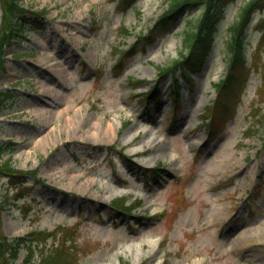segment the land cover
<instances>
[{
	"label": "rangeland",
	"instance_id": "rangeland-1",
	"mask_svg": "<svg viewBox=\"0 0 264 264\" xmlns=\"http://www.w3.org/2000/svg\"><path fill=\"white\" fill-rule=\"evenodd\" d=\"M247 1L226 7L212 52L190 81L181 78L173 100L171 77L158 74L187 53L182 37L201 17V6L148 41L141 37L168 0H132L129 6L119 0H21L40 17L38 26L26 23L2 50L0 89L15 96L0 105V143L11 147L0 163L10 160L28 174L13 184L0 172L1 235L51 231L33 243L37 260L57 244L62 254L71 248L74 264H264L261 3L250 12L245 88L224 116L215 112L211 130L200 125L216 97L215 83L227 72L228 27ZM1 16L0 5V24ZM134 44L136 53L124 58ZM117 60L125 66L119 74L111 68ZM37 79L56 89L57 98L41 93ZM153 84L158 92L144 107ZM38 97L52 103L43 114L33 108ZM70 105L80 119L73 136L62 128L68 115L56 114ZM101 122L111 124L107 133L98 128ZM41 137L48 144L38 142ZM156 165L159 181L149 171ZM123 196L127 203L140 200L129 215L146 219L113 214L110 203ZM25 257L22 247L13 264H27Z\"/></svg>",
	"mask_w": 264,
	"mask_h": 264
},
{
	"label": "trees",
	"instance_id": "trees-1",
	"mask_svg": "<svg viewBox=\"0 0 264 264\" xmlns=\"http://www.w3.org/2000/svg\"><path fill=\"white\" fill-rule=\"evenodd\" d=\"M21 0H0L2 8L1 24H0V55L3 52L5 45L10 41L14 34L18 35L23 31L26 23H33L38 26L39 15H32L20 4ZM126 6L131 4L132 0H119ZM236 0H168L167 9L156 20L149 32L141 37L143 40L151 41L152 36L158 37L168 32L176 22L177 18L184 11L189 12L197 6L203 8L201 17L194 23L183 35L182 48H186V54L181 53L175 60L174 65L179 66L181 74L191 79V74L199 72L208 55L212 52L216 41V33L219 24L224 19L225 9L230 3ZM261 3V4H260ZM264 5V0H248L242 7L239 20L231 24L229 28L230 36L228 42L229 62L227 72L223 79H219L215 83L216 97L213 103L209 105L208 110L216 113L225 112L226 109L233 106L239 92H241L246 84L251 66L247 63L246 58V35L250 18V12L255 6ZM259 37L264 41V16L257 19ZM139 41V39L137 40ZM134 44L129 51H126L125 57L130 56L134 52ZM173 65L162 70L161 74L166 72ZM264 67V64H263ZM4 69L3 60L0 58V75ZM122 69V67H121ZM262 86L264 88V70H263ZM179 87V84L177 83ZM14 91L11 89H0V105L2 99L14 97ZM233 100V101H232ZM10 151V145L0 143V157L6 151ZM0 172L5 176L10 183L22 184L27 179L28 172L14 167L10 160H5L0 163ZM155 174H157L155 172ZM2 200L0 199V205ZM119 212H130L135 204H127L126 197L114 200L111 205ZM51 233L45 230H33L26 236H18L9 239L6 235L0 233V264H12L18 256L21 247L26 248L25 261L27 264H74L71 256V248L61 243L60 248L67 246L68 252L62 254V251H57L58 245H54V249L48 251L42 250L39 260L33 258L35 245L33 243L44 242ZM66 241V240H65ZM65 250V248H64ZM76 264V263H75Z\"/></svg>",
	"mask_w": 264,
	"mask_h": 264
},
{
	"label": "bare ground",
	"instance_id": "bare-ground-1",
	"mask_svg": "<svg viewBox=\"0 0 264 264\" xmlns=\"http://www.w3.org/2000/svg\"><path fill=\"white\" fill-rule=\"evenodd\" d=\"M56 72L57 73H55V75L57 74V76L61 80H63V78L61 76L62 75L61 74V71H56ZM45 75H46V80L47 81H49V82L54 81V80H52V78H51V76L49 74H45ZM53 78L55 80H57L56 85L62 87V83L60 81H58V78H56V76H54V75H53ZM36 81L38 83L37 86L39 88H41V93H43V94H50L48 92H51V93L54 92V93H52V95L57 98L56 93H58V91L56 89H54L52 86H50L47 82H44V80H41V79L38 80L37 79ZM38 99L40 101L39 104H37L36 107L34 105L33 108L35 110H37L39 113L43 114L45 111L49 110V109H47V107L50 106L52 103L51 102H48L47 99L44 98V97L43 98L42 97H38ZM76 104H77V101H75L73 105H76ZM73 105H70L68 107L63 108L61 110V113H60L59 110L56 111L57 116H59L61 114H67L68 115L67 119L62 124V128H63V130H70L71 129V132H70V133H72L71 136H73L75 134V130L77 129V127H79L78 126V122L80 120V119H78V117H79L78 112L77 111H75V112L72 111L73 110V107H74ZM53 114H55V113H53ZM110 125H111L110 123L101 122L97 126H98V128H101V130H102L103 133L104 132L107 133L106 130L109 129ZM94 134H95L96 137L99 134L98 133V130H97V127H96V131H94ZM48 141H49V138H43V137H41L40 139H38V142H41L42 144H48ZM212 216L213 217H215V216L216 217H219V213L218 212H215Z\"/></svg>",
	"mask_w": 264,
	"mask_h": 264
}]
</instances>
